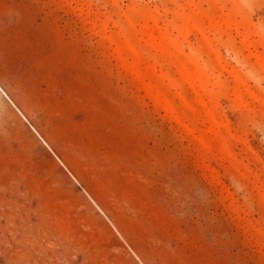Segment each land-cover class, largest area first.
I'll list each match as a JSON object with an SVG mask.
<instances>
[{"label":"rangeland","instance_id":"374dc122","mask_svg":"<svg viewBox=\"0 0 264 264\" xmlns=\"http://www.w3.org/2000/svg\"><path fill=\"white\" fill-rule=\"evenodd\" d=\"M0 264H264V0H0Z\"/></svg>","mask_w":264,"mask_h":264},{"label":"bare ground","instance_id":"6f19581e","mask_svg":"<svg viewBox=\"0 0 264 264\" xmlns=\"http://www.w3.org/2000/svg\"><path fill=\"white\" fill-rule=\"evenodd\" d=\"M53 185H54V187H56V189H58L60 191L61 187L58 184H56V182H54Z\"/></svg>","mask_w":264,"mask_h":264}]
</instances>
